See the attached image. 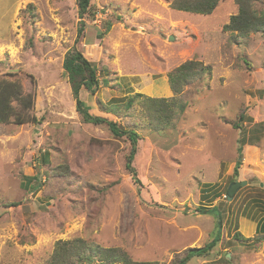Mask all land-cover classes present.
I'll return each instance as SVG.
<instances>
[{
    "label": "rangeland",
    "instance_id": "374dc122",
    "mask_svg": "<svg viewBox=\"0 0 264 264\" xmlns=\"http://www.w3.org/2000/svg\"><path fill=\"white\" fill-rule=\"evenodd\" d=\"M173 1L93 0L82 21L78 0H0V82L19 92L0 124V264H49L58 241L75 239L173 264L219 231L187 264H264V34L224 32L236 0L212 15ZM72 48L100 71L97 93L80 94L92 114L140 135L134 172L130 139L76 112L63 69ZM190 61L204 71L175 92L169 75ZM136 94L164 103L126 109ZM30 102L39 124H16ZM234 183L245 185L227 198ZM241 217L261 220L258 235Z\"/></svg>",
    "mask_w": 264,
    "mask_h": 264
},
{
    "label": "trees",
    "instance_id": "16d2710c",
    "mask_svg": "<svg viewBox=\"0 0 264 264\" xmlns=\"http://www.w3.org/2000/svg\"><path fill=\"white\" fill-rule=\"evenodd\" d=\"M92 1L93 0H78L79 15L82 21L84 17L91 12ZM221 1L223 0H174L171 7L180 12L199 15H212ZM236 4L238 6V13L231 16L229 23L223 28L224 32L237 33L238 36L243 37H248L251 34H264V8H258L257 6L258 4L264 5V0H236ZM91 14L93 13L91 12ZM92 16H94V14ZM82 21L80 28L78 29L79 36L82 35L84 30ZM204 68L205 67L201 63L193 61L183 64L169 75L172 89L175 92L181 91L182 88L187 86L191 79H194L198 76V72H200L198 70L201 69V71H204ZM63 69L67 74L72 97L75 102L76 112L81 117V120L85 124H91L95 126L105 125L116 137L127 136L130 139L131 151L127 157L128 160L126 168L130 172H134L132 163L137 153L140 135L132 129L128 131L120 130L117 123L106 118L93 115L89 106H87L81 99L80 94L83 90L95 95L100 89V71L98 70L97 66L90 62L77 48H72L65 55ZM165 90H167V87L164 84L156 88L154 94L158 93V91L163 92ZM15 97H19V92L17 91L16 86L5 82H0V124L7 123L10 119L13 112L11 102ZM140 98L151 102L152 105H154V108H160L164 103V101L160 99H150L141 94H136L128 98L125 108L130 109L133 105L137 104ZM22 105L24 108L20 110L19 113L15 112L13 114L16 117V124L23 125L30 122L39 124L40 121L32 114V103H23ZM181 109L184 111L185 107L182 106ZM23 110L26 113H24ZM158 113L159 111H155L156 116ZM244 119L245 116L242 115L240 120L243 122ZM236 128H239L238 125H236ZM238 151L239 154L242 155V146L239 147ZM47 159L48 158L44 156V160L42 159V162L46 164ZM241 165L242 160L237 164V167L234 171V174L237 176L238 169ZM59 171L62 172V168L59 169ZM63 173L66 172L64 171ZM240 186L242 185L239 183L238 186L236 185L232 187L227 193V197L229 198L232 193H235ZM39 190L40 186L38 184L36 185L34 191L37 192ZM199 211L198 212L200 214H215L217 209L216 207L212 209L202 207L199 209ZM220 230H222V228ZM236 238L246 241L249 240L240 233H237ZM220 239L221 231L218 232V237L215 241L208 243L202 248L188 249L183 256L180 255L176 257L173 264H187L195 257L209 254L215 249L217 244L220 242ZM95 262H99L101 264H156L135 262L127 253L118 248H105L93 243L90 244L84 239L58 241L49 264H94Z\"/></svg>",
    "mask_w": 264,
    "mask_h": 264
},
{
    "label": "crops",
    "instance_id": "0c3cea01",
    "mask_svg": "<svg viewBox=\"0 0 264 264\" xmlns=\"http://www.w3.org/2000/svg\"><path fill=\"white\" fill-rule=\"evenodd\" d=\"M88 106V105H87ZM241 185H242V183H241ZM233 186H235V185H233ZM226 196H227V194H226ZM203 207H205V208H207V209H212V207L211 206H207V205H203ZM215 207V206H214ZM217 209H218V207H216ZM241 219V221H240V225H241V223H246L247 225H246V229H247V231L248 232H250L251 234H249V235H253V234H256V235H258L257 233L259 232V231H261V229L263 228V225L260 223V221H258V222H255V221H253V220H250V219H248V218H245V217H241L240 218ZM240 230H241V228H240ZM249 235H246L245 237H251V236H249Z\"/></svg>",
    "mask_w": 264,
    "mask_h": 264
},
{
    "label": "water",
    "instance_id": "95a60500",
    "mask_svg": "<svg viewBox=\"0 0 264 264\" xmlns=\"http://www.w3.org/2000/svg\"><path fill=\"white\" fill-rule=\"evenodd\" d=\"M173 39V37H171V39L170 40H172ZM236 183H234L233 185H235ZM242 185H245V183H242ZM230 198H232V197H230Z\"/></svg>",
    "mask_w": 264,
    "mask_h": 264
},
{
    "label": "clouds",
    "instance_id": "9594fccd",
    "mask_svg": "<svg viewBox=\"0 0 264 264\" xmlns=\"http://www.w3.org/2000/svg\"><path fill=\"white\" fill-rule=\"evenodd\" d=\"M228 198V197H227Z\"/></svg>",
    "mask_w": 264,
    "mask_h": 264
}]
</instances>
